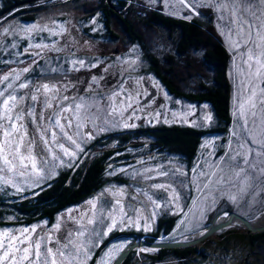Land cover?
<instances>
[{
    "label": "rangeland",
    "instance_id": "obj_1",
    "mask_svg": "<svg viewBox=\"0 0 264 264\" xmlns=\"http://www.w3.org/2000/svg\"><path fill=\"white\" fill-rule=\"evenodd\" d=\"M162 4L163 9L168 13L184 18L191 16L197 18L201 17L203 12H210L217 33L221 36L223 45L231 55L229 69L232 84L233 123L229 129L228 141L225 144L224 159L216 161V158H214L220 138L219 135H206L203 138L198 153V155L200 154V160L191 166L185 156L154 147L150 138L145 136L133 137L127 141L124 148L114 150L105 161L103 171L105 183L89 198L55 214L52 223H48L47 219H41L27 224L3 225L0 226V232L8 230L18 234L25 228L31 230L35 227V232H30L31 238L35 240L37 235L50 237L49 246L53 247L55 251L56 247L62 246L68 239V233L74 234L77 229H83L87 238L88 256L86 259L81 257L80 264H89L92 255L109 233L115 230H128L133 233H140L143 235L141 237L144 238V236H148L153 232L158 219L162 216L181 215L177 221L175 231L169 235L170 239L175 238V236L184 237V239L195 237L206 226L209 213L215 209L222 199L231 204L235 208L234 211L251 220L261 221L260 218L264 216V175L261 174V169L264 168V151L261 150L259 145L264 141V57H258L257 49L249 43L248 47H253V60L250 62L251 69L248 68L241 58V54L246 51L243 41L248 39V28L244 26L242 32L238 34L237 30L242 26L238 22L233 23L232 21L243 20L246 24H252L254 34L251 39L260 44L261 50H264V40L261 39V37H264V4L260 3V0H253L251 4L247 3L246 0L243 3L241 0H167V3ZM185 5H191L195 11H190ZM52 7L49 14L43 10L32 26L24 22L20 28L14 24L13 28L19 29V31L22 28H34L32 32L21 31L24 36L29 34L28 38L24 39L23 45V47H28V53L20 52V47L15 40H0V90H5L7 83H12L15 90L13 94L16 96L17 101L23 97V110L20 113L23 116V123L22 125L20 121H13V123L17 128L22 127L21 134L24 135L25 144L28 142V138L29 140L33 138L38 124H47L45 119L43 121L39 119L40 115L35 116L36 108L39 106L45 108L49 100L44 96L45 92L48 91H38V88H40L38 85L46 83L40 81L41 79H38L37 75L50 71L48 65L52 66L56 59L59 64L63 59V67L66 70L82 68L84 65H90L89 63L93 62L94 58L99 59L98 54L96 57L82 56L70 50H65L72 45L74 35L77 36L78 31L73 32L69 20L65 22L57 19L55 12L57 8ZM241 9L251 10L252 16L255 18H250L248 12L241 11ZM67 29L69 30L67 31ZM256 32L259 35H256ZM58 33H60L59 36ZM66 33L67 35L63 37V34ZM37 45H40V47H37ZM59 46L65 52H59L62 59L56 57V51H51L55 47L58 49ZM84 48L83 45L82 49ZM74 49L76 50V48ZM123 56L126 58L123 67H130L127 72L135 73L138 76L144 75L145 79L158 89L157 98L160 100L161 108L148 116L145 125L165 124L208 128L216 124L215 115L209 104L174 96L161 87V84L150 70L139 74L137 66L140 58L138 55L133 52H125ZM258 58L260 63H257ZM102 59L110 63L106 57H102ZM78 61H83V66L77 63ZM24 66H28L29 71L24 72ZM46 66L48 68H45ZM127 72L120 71L122 79L112 88L102 86L94 77L91 80L92 83L87 84V88L79 92L80 94L77 93L72 96L74 99L73 108L76 109L77 113L74 112V115L72 113V118H74L72 122H75L74 125H79L80 133V136L74 138L79 140L81 136L86 137L89 132L91 134L92 132L98 133L100 131L95 130L98 127H101V132L115 131V133H118L126 130L123 125L125 123L130 124L129 116L126 113L128 103L123 102L120 97L117 99L114 97L121 94V89L128 91L130 85L125 80L128 77ZM4 76H9V80L4 81ZM21 83H26L29 87L20 88ZM11 91L13 89H6L5 94L7 95ZM252 91L255 92V96L252 97L250 104L246 100ZM30 95H36L37 99L35 101L30 100ZM122 95L124 98L127 94L122 93ZM102 98L106 99L105 102ZM112 101H116L113 104L114 106L111 105ZM133 102L134 104L137 103L138 99ZM133 102L130 101V103ZM242 103L244 104L243 114L240 108ZM90 104L93 105L91 107L95 109V112H89V118L84 121L82 118L86 115ZM75 105H80V107H74ZM205 105L207 107H204ZM113 109H115V112H113ZM29 111L33 112L32 116L28 115ZM99 111L101 112L100 118L94 120ZM157 112L160 113L159 117L156 116ZM253 112L255 113L254 117L250 114ZM0 115H3L2 105H0ZM207 115L211 116L210 121L203 119ZM135 116L139 119L141 114ZM245 117H247V134L242 127L245 124ZM61 123L63 122L61 121ZM84 127L86 128L82 132L81 130ZM13 138L15 139V137ZM90 139H83L81 142L84 151L88 150L84 160L102 151V146L95 150L94 146L89 143ZM3 140L4 137L0 136V143ZM65 146L68 147V144L66 143ZM111 146H116L115 142ZM35 147L39 148L38 144L33 146V149ZM20 151L22 155H28L24 152L23 145H21ZM56 151L58 153V150ZM76 151V157L63 158L64 165H57L54 169L49 165L40 169L46 178L40 180L39 186L32 184V181H29L31 186L24 185L22 184V178L14 174L0 173V193L18 195V198L24 195H34L46 183H49L51 177L66 167L69 160L73 163L74 160L80 159L81 153L78 150ZM256 153H259V155L254 158ZM32 155L36 157L37 167L40 168L39 151L34 149ZM229 156L235 157V159L230 161ZM243 156H247L249 163L254 167L245 166ZM9 159H11V156H9ZM24 164L30 165V162L25 160ZM237 165H240V167H237ZM3 167H5L3 159L0 157V168ZM174 169L178 171L173 173ZM241 169L247 173V187L243 194L241 189L244 188L245 177L243 175L239 178L236 176V173L240 172ZM15 171L14 169L13 173ZM49 171H54V174L49 176ZM161 171H167L168 175H160ZM181 172L184 175H181ZM200 172L205 174L215 173V175L211 177L201 176L198 175ZM220 177H224V183L222 184L217 182ZM3 179H10L18 186H22L24 190L17 191L11 184L5 185ZM156 184L170 186L175 193L179 194L178 199L173 198L172 191L153 187ZM206 184L208 187H203ZM229 196H235V201L229 199ZM93 199L96 200L95 207L88 203ZM15 201L18 200H11V202ZM116 201H119L118 205ZM109 211L112 212L117 221L116 226L110 232L107 231V225L110 223L107 217ZM125 214L127 217H132L133 220H136L139 216V227L128 224L122 225L120 221L125 218ZM10 218V220L17 219L13 215ZM93 218H95L96 223L88 225L87 221ZM145 218H147L150 225L148 230H145L144 227ZM57 224L60 225L58 230L56 229ZM230 230L240 231L230 226L228 229L214 234L211 237L212 240L206 242L201 248L202 243L196 246L200 249L205 248L210 256V260L202 262V264H231L228 262L231 260V255L226 256L223 245L219 244L221 242L220 236ZM85 237L80 238L81 242L84 241ZM160 239L166 240L167 237L164 236ZM56 240H59V245L52 243ZM129 240L128 236H119L109 241L103 250L97 254L95 264H109ZM142 251L145 250L138 249L135 256H139ZM251 262L256 264L258 260L251 259Z\"/></svg>",
    "mask_w": 264,
    "mask_h": 264
},
{
    "label": "trees",
    "instance_id": "obj_2",
    "mask_svg": "<svg viewBox=\"0 0 264 264\" xmlns=\"http://www.w3.org/2000/svg\"><path fill=\"white\" fill-rule=\"evenodd\" d=\"M202 14L201 17H193L189 20L184 17L179 19L173 16L167 17L160 11H148V14L140 19L139 26L135 25L131 32L134 39L145 49V58L149 62L150 71L166 90L176 97L209 104L215 115L216 124L208 128L161 124L148 126L139 133L104 134L96 141L98 146H102L101 152L82 165L61 170L50 181L51 183H46L34 195L18 198V195L0 193V226L27 224L41 219L51 222L55 214L61 210L89 198L105 183L103 176L105 161L114 150L124 148L127 141L133 137L150 138L154 147L185 156L191 166L200 160L198 153L203 138L206 135H219L214 158L216 161L224 159L225 144L233 123L229 69L231 55L217 33L210 12L206 11ZM136 27L141 29L140 34ZM24 39L18 37L14 40L17 41L20 52L28 53V47H23ZM44 75L45 73L37 76ZM113 142L116 146H111ZM11 200L18 201L11 202ZM223 209L235 210L226 200H220L215 209L209 213L206 225ZM12 215L17 219L10 220ZM180 217V214L160 217L153 232L144 238L150 241L163 240L160 238L164 236L167 237L165 241L180 238L169 237L175 231ZM129 233L133 232L115 230L109 233L92 255L89 264H95L97 254L109 241ZM136 234L143 236L140 233ZM220 238L221 242L217 243L223 245L224 254L231 255L229 263L254 264L251 259H256L258 260L256 264H264V231L252 234L230 230ZM210 240L212 238L203 242L200 248ZM200 248L191 246L142 251L139 256H135L137 251L134 250L122 264H202L210 260V256L205 248Z\"/></svg>",
    "mask_w": 264,
    "mask_h": 264
},
{
    "label": "flooded vegetation",
    "instance_id": "obj_3",
    "mask_svg": "<svg viewBox=\"0 0 264 264\" xmlns=\"http://www.w3.org/2000/svg\"><path fill=\"white\" fill-rule=\"evenodd\" d=\"M52 6L57 8L55 11L57 19L65 22L69 20L71 22L70 28L73 32L75 30L78 31V35H74L71 43L72 45L65 50H70L82 56L96 57L98 54L97 57L99 58H94L93 62L89 63L90 65L88 66L84 65L82 68H77L75 70H66L65 67H63L64 62L59 53H63L64 49H62L61 46H59L58 49L56 47L51 49V51L57 52L56 57L62 59V61L59 64L56 59L52 66L48 65L49 68L46 66L50 71L44 72V76L38 77V79H41L40 81H44L49 85L50 90L44 94V96L49 99L46 107H37L35 116L43 113L44 119L48 121L50 113L61 114L60 119L63 123L64 116H67L70 120L74 119L72 116L74 112L76 113V109L73 108L74 99L72 96L81 92L84 88H87V84L92 83L91 80L94 79V77L102 86L111 88L116 86V83L122 79V77H120V71L127 72L130 69V67H123L126 63V58L123 56L125 52H133L140 58L138 62L139 65L137 66L139 74L146 73L150 70L149 62L145 58V50L143 46L134 39L131 32L135 25L139 26L140 19H142L145 14H148V11H160L164 16L181 18V16H176L165 11L162 3L157 2L156 4H152L150 0H0V38L8 40H14L18 37L28 38L29 34L24 36L21 30L19 31V29L13 28L14 24L18 25L20 28L21 24L24 22L32 26L38 15L43 10L49 14L52 11ZM192 18L191 16L187 19L192 20ZM5 29L11 30L5 32ZM136 29L140 34L141 29L138 27H136ZM68 30L69 29H67V31ZM59 34L60 33H58V36ZM66 35L67 33L63 34V37ZM140 37L142 36L140 35ZM83 45L85 46L84 49H82ZM74 48H76V50ZM102 57H106L107 61H110V63L105 62ZM48 75H50V78H45ZM127 76L125 80L127 81L126 83L130 85L128 91L121 89V94L116 95L117 97L114 98L117 99L120 97V99H123V102L128 103L126 113L128 116L131 115L130 124H134L135 126L127 127L126 130L121 132H126L128 134L135 132L139 133V131H143L148 127L145 125L148 116L161 108L160 100L157 98L158 89L153 87V84L146 80L144 75L138 76L135 73L127 72ZM139 77L141 78L139 79ZM38 86L42 85L39 84ZM161 87L166 89L162 84ZM52 88L55 90L53 91ZM122 93H126L127 95L123 98ZM133 93H143V95L137 98L135 95H132ZM129 96H132L131 102L138 99V102L135 103L136 105L133 102L130 103L131 106H129L127 100ZM102 100L105 102L106 99L102 98ZM115 102L116 101H112L111 105ZM48 105H51V107L49 108ZM91 106L93 105L90 104L88 106L86 115L82 118L84 121L89 118V112H95V109ZM65 109H68V111H64ZM136 114H141V117L138 119L135 116ZM100 116L101 112L99 111L94 120L98 117L100 118ZM74 123L75 122H73V124ZM85 128L86 127L81 131L83 132ZM100 128L101 127L95 129L100 132H92L93 135L89 140V143L94 146L95 150L99 149V144L98 142L96 143V141L100 139L102 135L115 132H107L105 130V132H101ZM34 149L39 151V148L35 147ZM80 153V159L74 160L71 167L82 165L85 161L96 155L94 154L84 160L88 154V150ZM67 168H69V166L61 170ZM60 171L51 177L50 181L53 180ZM48 223H52V221H48Z\"/></svg>",
    "mask_w": 264,
    "mask_h": 264
},
{
    "label": "snow or ice",
    "instance_id": "obj_4",
    "mask_svg": "<svg viewBox=\"0 0 264 264\" xmlns=\"http://www.w3.org/2000/svg\"><path fill=\"white\" fill-rule=\"evenodd\" d=\"M152 3H167V0H150ZM243 3L244 0H241ZM247 3L251 4L253 3V0H246ZM260 3L264 4V0H260ZM187 8H189L190 11H195L191 5H185ZM241 11L248 12L250 18H255L252 16L251 10L249 9H241ZM190 18V17H189ZM233 23H239L242 27L237 30L238 34L242 32L243 27L246 26L248 28V39L243 41V44L246 48V51L241 54V58L244 60L245 64H247L248 68L251 69V61L253 60V47L257 49L258 57H264V50H261L260 44H257L255 41H253L252 35L254 34V29L252 24H246L245 21L239 20V21H232ZM11 29H5V32L10 31ZM34 28H22L21 31L23 32H32ZM41 30H47V29H41ZM256 35H259L258 32L255 33ZM262 40H264V37H261ZM249 43L253 45V47H248ZM37 47H40V45H37ZM246 57V59H245ZM81 66H83V61H78ZM257 63H260L259 58L257 59ZM24 72L29 71L27 67L23 69ZM11 75V73H10ZM19 77L17 76V79ZM4 81L9 80V76L3 77ZM20 88H27L29 87L26 83H21L19 85ZM6 89H13V91L8 92L7 95L5 94ZM5 90H0V105L3 106V115H0V136L4 137V140L2 143H0V157L3 159L4 166L3 168H0V173H12L15 176L22 178V184L29 185V181H32V184H35L36 186H39L40 180L44 179L42 171L40 169L51 165V167L54 169L57 165H64V157H70L74 158L77 156V151L83 152L84 149L81 147V142L83 139L91 138L92 134L91 132L88 133L86 137L81 136L80 139H76L74 137L80 136L79 133V125H74L72 120H70L67 116H64V123H61L60 115L61 114H54L50 113L49 118L47 121V124L41 123L37 125V130L35 131V134L32 139L28 140V142L24 143V135H22V127L17 128L15 123L13 121H20L21 125L23 123V116L20 114L23 110V97L19 101H17L16 96L14 93V88L12 83H7L5 85ZM48 91L49 85L44 84L38 88V91ZM53 91L55 89H52ZM132 95H135L137 98L139 96L143 95V93H133ZM255 96V92L252 91L251 95L247 97L246 102L251 104L252 97ZM132 96H129L128 102L129 106ZM29 99L32 101H35L37 99L36 95H30ZM66 99V98H65ZM254 107V105H252ZM50 108L51 105H48ZM74 107H80V105H75ZM204 107H207L205 105ZM242 114H243V108L244 104L242 103L240 105ZM64 111H68V109H65ZM113 112H115V109H113ZM253 117L255 116V113H250ZM29 116L33 115V112H28ZM160 113L157 112L156 116L159 117ZM175 115V114H173ZM195 115V113H193ZM39 119L41 121L44 120L43 113H41ZM128 119H131V115L128 117ZM205 121H210L211 116L207 115L203 117ZM167 122V120H165ZM194 123V122H193ZM124 127H134V124L125 123L123 125ZM242 127L245 129V133L247 134V117H245V124L242 125ZM67 129V130H66ZM75 129V131H73ZM15 137V139L13 138ZM47 137V138H45ZM39 146V164L40 168L37 167L36 157L32 155L33 146L37 145ZM66 143L68 144V147H66ZM21 145H23L24 152H26L28 155H22L20 148ZM262 151H264V141L261 142L259 145ZM55 149V150H54ZM74 149V150H70ZM58 150V153L57 151ZM7 153V154H6ZM256 155H259V153L254 154V158ZM9 156H11V159H9ZM230 161L235 159V157L229 156L228 158ZM243 163L247 167H254V165H251L249 163V160L247 159V156H243ZM28 160L30 162V165L24 164V161ZM69 167L72 166L71 160H69L68 165ZM215 167V166H214ZM237 167H240V165H237ZM16 170L13 173V170ZM176 169L173 170V173H175ZM54 171H49L48 175H53ZM181 175H184L183 172L180 173ZM261 174L264 175V168L261 169ZM160 175L167 176V171H161ZM198 175L201 176H213L215 173H207L204 172L198 173ZM241 175L245 177L244 180V188L241 189V193L243 194L244 191H246L247 187V173L244 172L243 169H241L240 172L236 173V176L239 178ZM35 178V179H34ZM218 183H224V177H220L217 181ZM3 183L5 185L11 184L13 188H16L17 191H23L22 186H18L16 183H13L10 179H3ZM31 186V185H29ZM155 188H163L165 191H172L173 192V198L178 199V193H175L173 189L170 188V186L166 187L163 184H156L153 185ZM203 187L207 188L208 185H204ZM229 199L235 201V196H229ZM151 199V198H149ZM215 202V201H213ZM90 205L95 207L96 200L93 199L88 202ZM116 204H119V201H116ZM90 215V213H89ZM227 215V214H225ZM107 217L110 221V223L107 225V231H112V228L116 226L117 221L113 217L112 212L109 211L107 213ZM139 219L138 216L136 220H133L132 217H127L125 214V218H123L120 223L133 225L139 227ZM96 223L95 218L89 219L87 221L88 225H92ZM227 226V225H225ZM60 227L59 224L56 225V229L58 230ZM145 230H148L150 228V225L148 224L147 218H145V224H144ZM30 232H35V227H33L31 230L28 228H25L21 230L18 234L14 232H10L8 230H5L3 232H0V264H80L81 257L87 258L88 256V249H87V238L85 237V232L83 229H77L76 232L68 233L67 237L68 239L65 241V243L62 246H58L55 248L49 246V241H51L50 237H41L37 235V238L33 240L30 236ZM203 234V233H202ZM85 237L84 241L81 242L80 238ZM54 245H59V240L52 242ZM43 249V251H42Z\"/></svg>",
    "mask_w": 264,
    "mask_h": 264
},
{
    "label": "water",
    "instance_id": "obj_5",
    "mask_svg": "<svg viewBox=\"0 0 264 264\" xmlns=\"http://www.w3.org/2000/svg\"><path fill=\"white\" fill-rule=\"evenodd\" d=\"M45 78H50V75L46 76ZM230 226H233L242 232H249L252 234L263 232L264 216L262 217L261 221L255 222L254 220H251L234 210L223 209L213 216L212 220L206 226H204V228L197 234V236L192 237L190 239H184V237H181L176 240L170 241H150L145 238H142L136 233L121 235L124 237L128 236L130 240L113 258L110 264H122L132 251H137L138 249L145 251H158L160 249L186 248L191 246H198L201 243L210 239L214 234L218 233L219 231L226 230Z\"/></svg>",
    "mask_w": 264,
    "mask_h": 264
},
{
    "label": "bare ground",
    "instance_id": "obj_6",
    "mask_svg": "<svg viewBox=\"0 0 264 264\" xmlns=\"http://www.w3.org/2000/svg\"><path fill=\"white\" fill-rule=\"evenodd\" d=\"M262 219V217L260 218V220ZM255 222H259V221H256V219L254 220Z\"/></svg>",
    "mask_w": 264,
    "mask_h": 264
},
{
    "label": "clouds",
    "instance_id": "obj_7",
    "mask_svg": "<svg viewBox=\"0 0 264 264\" xmlns=\"http://www.w3.org/2000/svg\"><path fill=\"white\" fill-rule=\"evenodd\" d=\"M113 260V259H112Z\"/></svg>",
    "mask_w": 264,
    "mask_h": 264
}]
</instances>
